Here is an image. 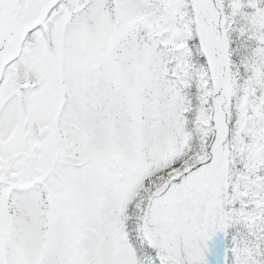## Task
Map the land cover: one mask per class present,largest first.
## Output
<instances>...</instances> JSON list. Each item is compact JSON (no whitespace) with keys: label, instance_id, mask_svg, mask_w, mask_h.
Here are the masks:
<instances>
[{"label":"snow or ice","instance_id":"6c2138e0","mask_svg":"<svg viewBox=\"0 0 264 264\" xmlns=\"http://www.w3.org/2000/svg\"><path fill=\"white\" fill-rule=\"evenodd\" d=\"M0 264H264V0H0Z\"/></svg>","mask_w":264,"mask_h":264},{"label":"rangeland","instance_id":"374dc122","mask_svg":"<svg viewBox=\"0 0 264 264\" xmlns=\"http://www.w3.org/2000/svg\"><path fill=\"white\" fill-rule=\"evenodd\" d=\"M237 62H238V58H237Z\"/></svg>","mask_w":264,"mask_h":264}]
</instances>
